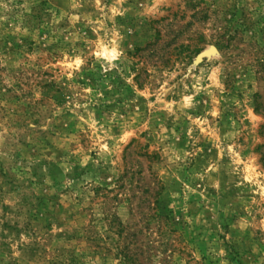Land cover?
Masks as SVG:
<instances>
[{"label": "rangeland", "instance_id": "rangeland-1", "mask_svg": "<svg viewBox=\"0 0 264 264\" xmlns=\"http://www.w3.org/2000/svg\"><path fill=\"white\" fill-rule=\"evenodd\" d=\"M0 264H264V0H0Z\"/></svg>", "mask_w": 264, "mask_h": 264}]
</instances>
